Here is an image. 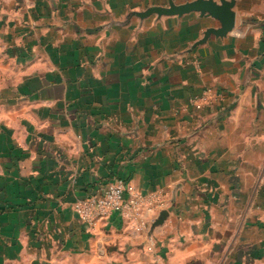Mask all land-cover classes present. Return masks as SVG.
Listing matches in <instances>:
<instances>
[{"label":"crops","instance_id":"crops-1","mask_svg":"<svg viewBox=\"0 0 264 264\" xmlns=\"http://www.w3.org/2000/svg\"><path fill=\"white\" fill-rule=\"evenodd\" d=\"M171 1L0 0V264H264V0L202 45L217 20L141 17ZM118 179L160 207L83 223Z\"/></svg>","mask_w":264,"mask_h":264},{"label":"built area","instance_id":"built-area-1","mask_svg":"<svg viewBox=\"0 0 264 264\" xmlns=\"http://www.w3.org/2000/svg\"><path fill=\"white\" fill-rule=\"evenodd\" d=\"M209 94L202 97H194L191 103L202 109L212 101ZM161 205V196L155 194H143L127 180L118 179L101 189L96 195H91L84 200L77 201L73 205V211L80 220L89 227L109 219L117 214L124 220L132 219L142 213H153ZM146 222L139 225L140 230L146 227Z\"/></svg>","mask_w":264,"mask_h":264},{"label":"water","instance_id":"water-1","mask_svg":"<svg viewBox=\"0 0 264 264\" xmlns=\"http://www.w3.org/2000/svg\"><path fill=\"white\" fill-rule=\"evenodd\" d=\"M236 5L235 0H220L217 3L215 0H195L191 3L176 5L174 2L169 3V7H154L141 14L142 18H147L152 15L158 17H182L191 13H200L203 17H210L220 23V28L208 29L204 39L198 44H205L211 36L224 38L231 34L236 28V13L233 11ZM166 214H161L156 225L164 222Z\"/></svg>","mask_w":264,"mask_h":264},{"label":"rangeland","instance_id":"rangeland-1","mask_svg":"<svg viewBox=\"0 0 264 264\" xmlns=\"http://www.w3.org/2000/svg\"><path fill=\"white\" fill-rule=\"evenodd\" d=\"M12 65L4 54H0V106L9 103L8 98L12 93V85L9 79L16 72Z\"/></svg>","mask_w":264,"mask_h":264}]
</instances>
